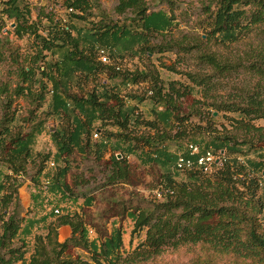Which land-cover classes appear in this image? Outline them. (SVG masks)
<instances>
[{
    "label": "trees",
    "instance_id": "trees-1",
    "mask_svg": "<svg viewBox=\"0 0 264 264\" xmlns=\"http://www.w3.org/2000/svg\"><path fill=\"white\" fill-rule=\"evenodd\" d=\"M62 1L67 11L65 22L42 10L32 18V9L23 0L0 1V20L12 19L14 36L30 41L21 51V47L0 36V62H7L9 73L15 75L12 88L10 81L0 87V98H4L0 115V264H16L26 253L25 237L31 234L33 220L19 216L15 207L10 212L9 207L17 205L18 188L24 181L23 163H33L37 157L40 164L30 181L35 190L34 202L43 206L40 176L49 153L31 157V144L34 134L41 133L50 118L58 121L50 139L55 145V159L62 162L51 174L49 192L54 202L77 199L68 193L65 181L67 158L74 150L91 149L98 154L106 149L112 152L110 182L128 180L130 155L136 154L142 164L157 165L161 170L158 190L162 200L150 199L145 206L127 213L133 225L131 237L141 233L144 237L126 254L121 226L112 225V230L94 244L87 237L82 216L61 214L48 222L45 233L34 235L27 264H141L165 248L181 244L198 245L204 253L191 264H221L216 255H231L234 264H264V198L259 194L264 180V0L202 2L206 15L203 29L209 40L227 45L243 40L255 29L256 35H261L255 43L247 44L235 62L202 50L200 39L189 43L183 37L150 44V35L169 30L174 18L161 9L149 11L146 0H117L113 8L118 15L128 12L134 25L91 21L98 0ZM74 21L88 24L77 25ZM100 47L112 50L110 65L98 61ZM173 49L185 53L196 49L195 57L202 68L219 75L242 68L254 81L226 100L207 102L216 85L213 74L185 71L181 75L186 82L168 79L165 84L156 67L132 70L117 64L124 56L140 59ZM103 73L119 82L110 87H86L89 81L98 85ZM142 81L149 86L140 89ZM72 86L78 89L72 90ZM193 92L203 97L200 104L211 108L205 127L192 124L190 114L177 113V102ZM19 97L28 102V110L17 123L18 109L12 104ZM128 99L134 103H127ZM144 101L152 104L149 118L139 110ZM214 111L225 116L231 130L212 134L217 131L212 127L217 118ZM258 121L262 124H256ZM27 122L30 128L23 131ZM174 128L176 131L170 135ZM94 131L101 140L92 143ZM197 134H206L209 141L195 142L212 145L215 154L223 152L221 163H214L211 172L173 170L175 157L167 150L168 143L187 144ZM250 153L259 155L258 160L251 159ZM182 172L187 173L185 178L177 179ZM85 197L86 204H90L92 197ZM60 225L71 229L64 241L58 240ZM75 249L88 254L74 255L71 251Z\"/></svg>",
    "mask_w": 264,
    "mask_h": 264
},
{
    "label": "rangeland",
    "instance_id": "rangeland-1",
    "mask_svg": "<svg viewBox=\"0 0 264 264\" xmlns=\"http://www.w3.org/2000/svg\"><path fill=\"white\" fill-rule=\"evenodd\" d=\"M2 1V0H0ZM28 2L32 9V18H35L37 13L42 10L45 13H52L55 18L61 17L63 21L67 20V11L62 6V0H23ZM149 4V11L154 10H164L173 17L172 26L169 30L163 33H155L150 35L149 43L154 45L168 43L172 40H180L183 37H186V41L194 42L200 39V47L202 50L216 53L222 60L235 62V60L243 54L247 49V44L255 43L256 39L261 37V35H256V29L246 38L240 40L236 43H230L227 45L220 44L215 40H209L205 36V30L203 25L205 24V13L202 9V2L204 0H146ZM117 0H98V7L93 9L91 21H103L105 23H124L128 25H134L130 14L126 12L125 14L118 15L113 11L114 6L116 5ZM1 8V6H0ZM77 25L88 24L87 22L74 21ZM13 20L7 19L4 17L3 20H0V36L9 40V42L14 46L21 47V51H24L29 46V39L23 37L17 39L13 34ZM43 24H46L45 20H42ZM105 50V55L109 57L108 62H102L100 59L99 50ZM111 49L108 47H100L97 51V59L105 65H110L112 59L110 53ZM196 49H193L190 53H185L178 49H173L172 51H167L162 54L153 55H144L140 59L135 58L132 60L129 56H124L122 59L118 60V65L122 68H128L134 70L137 69H153L156 67L159 70L160 76L163 79L164 83L168 79H177L186 82L185 77L181 73L185 71H195L199 73H208L213 74V80L216 83L214 89L212 90V96L207 98V102L214 100L221 101L226 100L228 96L236 93L237 90L243 86H248L253 83L254 79L250 73H247L242 68H237L235 70L224 73L223 75L214 74L213 71L209 68H202L201 63L195 57ZM110 63V64H109ZM161 66V67H160ZM163 66V67H162ZM130 67V68H129ZM166 67H174V72L169 71ZM103 75H106L103 73ZM10 81V87L14 86L15 75L9 73V66L7 62H0V87L3 83ZM149 84L146 81L140 82V89H144ZM88 88H91L90 84ZM147 90V89H146ZM141 91V90H140ZM144 92V90H142ZM203 97L198 92H193L192 94H187L182 97L178 102V111L177 113L181 116L183 114H190L189 118L192 124L194 125H204L207 117V113L211 108L203 106L198 101H201ZM4 98H0V115L3 111ZM152 104L150 101L143 102L140 105L142 113L145 115L150 110ZM12 107L18 109L17 112V123L22 115H26L28 110V102L25 101L22 97L15 99L12 104ZM198 113V114H197ZM213 116L217 117L213 128L217 131H214L212 134L219 133L225 134L226 130H231L228 120L223 116L221 112L214 111ZM53 120V118H50ZM52 120H50L51 125H53ZM54 121V120H53ZM256 124H262V121L256 122ZM29 123L27 122L23 131H28ZM176 131V128L170 131L172 135ZM48 132L45 135L40 136V133L34 134V139L31 144V157H35L36 153L46 154L49 153V158L53 159L56 163V166L61 165L62 162H58L54 154L56 152L55 145L51 142L50 138L47 136ZM101 140V136L91 140L94 141ZM195 141L204 142L207 144L209 137L206 134H197L195 136ZM184 142V141H183ZM171 145V143H170ZM212 146V145H208ZM9 147V144H8ZM7 149V148H6ZM7 150L3 153L6 155ZM111 151L109 149L103 150L101 153H95L93 149L88 152L82 151L77 152L73 151L71 155L67 158L68 171L65 176V181L68 186V193L71 196H75L78 200V204L74 202L71 203V206L74 210L77 207H80L82 198L85 196H90L93 198L91 205L88 207L80 208L82 213V218L85 223L97 232L101 237L103 234L108 233V229L111 227L112 223L121 225L125 232V245L128 244V239L130 236L129 231L131 230L132 223L127 213L130 210H135V208L145 206L146 201L156 198L162 200V194L159 192V178L161 175L160 168L155 164H142L138 160L136 154L130 155L127 157V162L130 167V175L127 181H117L110 182V175L112 173L111 165ZM118 158H121L120 153H116ZM242 157V156H241ZM249 157L254 161L258 160L259 155L256 153H250ZM246 159V158H245ZM29 160L28 162L23 163L24 166V182L29 180L28 187L23 185L21 187L20 197L17 194V205L11 204L9 211L11 212L13 207L19 213V216L25 217L34 211L35 206L44 211H50L45 207V201H43V206L40 208V202L36 201L32 208L27 207V211L24 209V204L28 200L27 194L23 193L25 189L27 192L35 194V190L31 184L30 177L34 174L40 164V157H37L32 163ZM44 168L46 167V162L43 164ZM212 166L208 168L207 172L212 171ZM56 168L53 170L55 171ZM259 174V171L255 172ZM187 173L177 174V179H184ZM42 174L40 176L41 181ZM262 180V186L260 188L259 194L264 198V180ZM65 201V200H64ZM62 201L63 211L67 208L66 202ZM24 203V204H22ZM60 203V204H61ZM36 204V205H35ZM39 206V207H38ZM143 233L140 234V237L136 236L130 239L132 241L130 248H124L123 253L130 252L131 249L143 239ZM129 245V244H128ZM76 254L81 253V249H75L71 251ZM86 257V255H83ZM197 257H204V253L201 248L196 246H191L190 244H181L177 247H167L163 250L162 253L155 256L151 260L142 262L141 264H191L193 260ZM215 259L221 264H234L235 259L231 255L220 256L216 255ZM18 264V262L16 263Z\"/></svg>",
    "mask_w": 264,
    "mask_h": 264
},
{
    "label": "crops",
    "instance_id": "crops-1",
    "mask_svg": "<svg viewBox=\"0 0 264 264\" xmlns=\"http://www.w3.org/2000/svg\"><path fill=\"white\" fill-rule=\"evenodd\" d=\"M135 58H132V60H134ZM130 68V67H129ZM131 69V68H130ZM108 78V76L107 75H101L99 78H98V81L97 82H99V84L98 85H95L96 84V82L95 83H93L92 81H89L88 83H87V88H88V85L90 84V86H91V88L90 89H92L93 87H97V88H99V87H101V85L102 84H104V85H106V87H110L111 85H114V84H116V83H118L119 81H118V79H109ZM128 87L129 88H132V86H130V85H128ZM76 89H78L76 86H72V90H76ZM127 101V103H129V104H133L134 103V101H132V100H126ZM144 102H146V101H144ZM141 105V104H140ZM140 105H139V110L142 112V110H141V108H140ZM158 109H161V107H159ZM150 111V110H149ZM149 111H148V113L147 114H145V117L146 118H149V116H148V114H150L149 113ZM50 120H52V119H49L48 121H47V123H46V128L40 133V136H42V135H45L47 132H48V137L50 138V132L51 131H53L54 129H55V127L58 125V121L56 122V121H53L52 120V124L53 125H51V123H50ZM97 124V123H96ZM51 127H53V129H51ZM51 140V139H50ZM52 142V141H51ZM169 145L167 146V150L169 151V153H171L174 157H175V155H176V153L178 152V151H180V150H182V151H184L185 150V142H182L181 144H176V143H171V145H170V143H168ZM53 172H54V170H50V174H53ZM26 182H24V184H22L19 188H18V196L20 197V194H21V187L23 186V185H26V187L25 188H27L28 187V183H29V180H25ZM23 193H26L28 196H27V198L25 197V199L26 200H28L27 202H26V204H24V203H22V204H24L23 206H24V209H25V211H27V207H29V208H32L33 206H34V200H33V196H32V193H30V192H27L25 189L23 190ZM78 200L79 199H76L75 200V202L78 204ZM86 201H87V198L86 197H83L82 198V203H81V205H80V207H77L75 210H73L71 213H67V212H64L63 214H69L70 216H72V215H75V214H77V215H80V216H82V213H81V211H80V208H83L84 206L85 207H88L89 205H91V203H92V201H93V198H91V203L90 204H86ZM41 208V207H40ZM35 210L34 211H32L29 215H27V216H25L27 219H29V221L30 220H33V223H34V226L32 227V229H31V234L30 235H28V236H26L25 237V241H26V253H25V255H24V258H23V260L22 261H19L18 262V264H27V262H28V259H29V256H30V254L32 253V251H33V243H34V235L35 234H38V233H45V231H46V225L48 224V222L49 221H51L52 219H54L55 217V215H53V216H49V212L48 211H44V210H42V209H39V208H37V206H35V208H34ZM47 219H46V218ZM44 218H45V220H44ZM131 223H132V221H131ZM112 225H115V226H121V225H118V224H115L114 222L112 223ZM112 225H111V227L108 229V233L112 230ZM133 226V225H132ZM122 227V226H121ZM85 229H86V234H87V237H88V239H89V241H93L94 242V244H98L102 239H103V236L101 237L97 232H95L93 229H91L87 224H86V227H85ZM89 230H92V233H90L89 232ZM131 230H132V227H131ZM131 230L129 231V234H131ZM57 233H58V240L59 241H64L65 239H67L69 236H70V234H71V229H70V227L68 226V225H60L58 228H57ZM107 233V234H108ZM124 236H125V232H124V230H123V227H122V242H123V244H122V249H124V248H130L129 246H131V244H132V241H130V239L131 238H133V237H129V239H128V244H127V246L125 245V239H124ZM131 236V235H130ZM20 237H21V235H20ZM134 237H136V235L134 236ZM138 237H140V235L138 236ZM101 239V240H100ZM132 240V239H131ZM81 253H83V255H87L88 253L86 252V251H84V250H81ZM80 253V254H81ZM82 256V255H81ZM83 257V256H82Z\"/></svg>",
    "mask_w": 264,
    "mask_h": 264
},
{
    "label": "built area",
    "instance_id": "built-area-1",
    "mask_svg": "<svg viewBox=\"0 0 264 264\" xmlns=\"http://www.w3.org/2000/svg\"><path fill=\"white\" fill-rule=\"evenodd\" d=\"M100 59L102 62H108L109 57L105 55V50H99ZM98 131H94L92 137L94 139L98 138ZM215 154L211 146H203L197 142H189L185 145V150L178 151L175 155V160L172 165L173 170H193L201 169L202 171H207L214 163H221V154ZM217 161V162H216ZM56 166V163L53 159L46 161V167L43 170L40 188L45 201V206L48 210L52 211L54 215H61L64 212L71 213L74 209L69 206L72 201H68L67 208L63 211L62 203L54 202L52 196H50L49 185L51 182L50 170H53ZM67 201V200H65ZM64 201V202H65ZM92 233V230H89Z\"/></svg>",
    "mask_w": 264,
    "mask_h": 264
},
{
    "label": "water",
    "instance_id": "water-1",
    "mask_svg": "<svg viewBox=\"0 0 264 264\" xmlns=\"http://www.w3.org/2000/svg\"><path fill=\"white\" fill-rule=\"evenodd\" d=\"M51 129H53V127H51ZM217 162V161H216Z\"/></svg>",
    "mask_w": 264,
    "mask_h": 264
}]
</instances>
